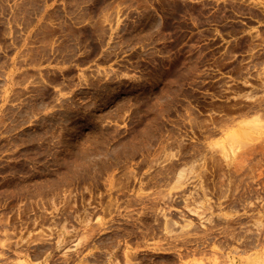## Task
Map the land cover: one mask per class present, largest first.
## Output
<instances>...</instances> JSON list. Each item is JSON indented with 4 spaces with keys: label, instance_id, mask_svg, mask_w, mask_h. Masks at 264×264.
<instances>
[{
    "label": "rangeland",
    "instance_id": "obj_1",
    "mask_svg": "<svg viewBox=\"0 0 264 264\" xmlns=\"http://www.w3.org/2000/svg\"><path fill=\"white\" fill-rule=\"evenodd\" d=\"M21 44L87 65L11 110L0 264L264 261V0H0Z\"/></svg>",
    "mask_w": 264,
    "mask_h": 264
},
{
    "label": "crops",
    "instance_id": "obj_2",
    "mask_svg": "<svg viewBox=\"0 0 264 264\" xmlns=\"http://www.w3.org/2000/svg\"><path fill=\"white\" fill-rule=\"evenodd\" d=\"M39 25H41V28L46 26L45 23ZM46 40L48 43L53 41V39L48 38ZM45 41L44 43H46ZM23 51V44H21L20 50H14L16 60L5 67L4 72L0 75V140L17 137L18 133L23 132V121L20 122L21 124L18 127L17 120L14 118V113H11V110L15 106L20 107V104L23 103L26 90L35 85L46 83V79L41 76V70L46 71V69L52 67L57 68L63 65H71L78 67L79 71H81L82 67L87 65L86 61L82 63L81 60L75 59L71 63V58L70 60H65V58H62L64 52L60 48L55 50L40 48L38 54H36L37 59L30 63H23L21 60ZM8 56L10 59L12 58L10 54ZM8 70L12 71L13 74L9 76ZM31 72L33 73L32 75L30 74ZM26 73L29 75H26Z\"/></svg>",
    "mask_w": 264,
    "mask_h": 264
},
{
    "label": "bare ground",
    "instance_id": "obj_3",
    "mask_svg": "<svg viewBox=\"0 0 264 264\" xmlns=\"http://www.w3.org/2000/svg\"><path fill=\"white\" fill-rule=\"evenodd\" d=\"M234 136H235V134L231 132V133L228 134L227 139H231V140L235 139ZM222 148H224L225 150H228V148H227V146L225 144L222 145ZM254 263H256V264H264V261H257V262H254ZM191 264H205V262L202 261V260L201 261L199 260L197 262L196 261L192 262Z\"/></svg>",
    "mask_w": 264,
    "mask_h": 264
}]
</instances>
